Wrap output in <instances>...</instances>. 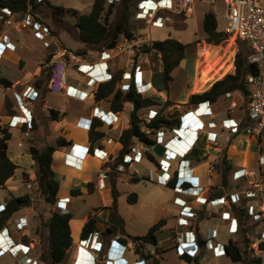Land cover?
I'll return each instance as SVG.
<instances>
[{
  "label": "crops",
  "instance_id": "0c3cea01",
  "mask_svg": "<svg viewBox=\"0 0 264 264\" xmlns=\"http://www.w3.org/2000/svg\"><path fill=\"white\" fill-rule=\"evenodd\" d=\"M168 20L166 21V23L168 22ZM23 31L26 30H22V29L2 30L0 31V36L7 35L9 38L8 40L11 42V44L12 43L15 44L16 47L18 48H25L27 47L25 44V40L22 39L18 34ZM195 39H198L196 33L193 39L190 38L188 42L193 41ZM0 45H2L3 47L7 46V44H3L1 40H0ZM47 48H48L47 46L45 45L43 46L42 44L41 55L45 54V52L50 51ZM198 53H200V49L198 50ZM17 56L21 57L20 55ZM21 58L24 59L23 57ZM12 59L13 58L9 57V55L8 56L0 55V62H1L0 75L10 79L12 81V85L4 86L1 82L0 84L5 89L4 95H6L7 91H12V95H14L16 100L18 96L20 97L25 87L28 84H30V83L23 84L25 80L22 81L21 80L22 77L23 78L26 77L27 78L26 80H30L32 72L29 70L21 71L18 68V75H16L18 77H11L10 72L7 68L16 64L15 61H12ZM2 60H4L3 64H2ZM182 64H183V68H180L181 69L180 81L183 84L184 91L183 93H181L180 96H177L171 93V85L174 82V77H175L173 72L174 70H178L177 67H179ZM23 68L25 69V64ZM186 68H187V62H185V57H184L180 62V64L176 66L172 71L173 79L169 83V88L167 89L165 87L163 80H162V84L164 88H159V87L157 88L155 83L152 82V87L155 89V91L151 92L152 98L160 103L154 105L153 107L159 110V114L161 116H165L170 119H174V118L179 119V121H177L178 123L176 122V124H173L171 126H166V128H163L165 131L163 137L164 142L169 141V139L174 136L175 131L172 130L173 128H176L177 130H181L180 127L187 125V121H184L183 119H181L180 121V116H183L188 111L189 112L193 111L192 114L195 116L198 115L200 122L202 121L205 124V127L202 128L199 127L200 125L199 126L195 125V129L198 130L197 134L196 132H194V134H189V136H187V138H189L188 139L189 144L184 143L186 142V140L183 141L184 144H186L187 146L190 145V147H187V149L182 150L181 152L182 154L170 158L172 160H171V167L169 169V172L171 174H173L174 171L180 172L181 170H183V166L185 165L186 168L189 169L193 175L191 180H189L188 184L199 188L198 190L193 188L187 190V192H182V193L174 190V186L177 183L176 178H173V180H171V182L167 185L158 183L154 179L157 175V172L161 171L158 165L159 160L166 157L164 154L165 147L163 143H154L155 145L153 144L154 148L152 149V151L151 149H149L151 147H148L147 155L148 154L152 155L155 161H151L148 159L147 155L145 156L146 161L152 162L151 165L153 167L151 170H148L147 172L140 173L139 170L134 169L133 167L135 164L134 160L130 164L127 163L125 164L126 170L123 172H119L116 170V168H112V164H114V162L117 160L121 147L119 136L122 133V131L129 126L130 123V113L128 110H125V114L127 115L126 117L123 116L124 110H121L119 112V119L116 122L101 120L94 116L93 108L95 104H99L102 107V109H107L108 108L107 104H104L102 102L95 103L96 101L95 98L91 96L87 98L86 97L81 98L80 95L72 94L71 90L55 92L47 89L46 86L45 89L43 90H38V88L35 86L37 89V94L35 98L33 100H30V102L28 103L33 111V115H34L33 120L37 124L39 121V117L42 114L44 118L46 117L48 119L49 127L51 124L52 128L54 127L57 128L56 126L57 123L62 122L63 126L61 125L60 128L59 127L57 128L58 132L57 133L55 132L56 134L55 137L59 135H63L64 137H66L67 140H70V144H68L67 146L59 147L54 153L53 169L55 171L56 178L60 183V188L57 194V200L55 204L51 206V211L60 210L63 201L66 200L67 202L66 207L68 210L67 212H70L72 215V218L70 220L71 235L73 233V222H78L79 220L77 237L76 239H74V237L72 236L73 242L70 247V248L72 247L74 248L73 250H71L72 259L69 256L70 261H68L67 264H78L76 260V257H78V252H79L78 238H80L82 227L90 215L94 216L97 220L96 225L100 230L97 232H99L100 236H101L100 232L105 230L106 226L108 225L110 211L107 208V206H109L112 202L111 190L113 187H115L119 191V198L123 200L122 202L123 205H122L119 203L120 199L118 198V203H119L118 211L120 215L124 218L126 231L129 234L143 235L155 222H157L160 219H165L164 225L156 233L160 252L156 256L158 260L155 264H196L195 262H189L181 258V256H179L178 250L177 251L175 250L176 249L175 247L177 246L175 230L177 232L178 230L180 232H184L186 231V229L188 230L193 229L194 232L197 234V237L200 238L202 249L201 251L200 250L198 251L199 262H200L199 264L203 263L206 253L209 254V256L212 258L215 259L219 258L222 256V254L215 255L213 253L212 246H215L216 244L219 243L225 246L231 239L237 241L238 243L239 237H237V234L238 233L240 235L242 234V232H240L239 230L236 232H233L231 230V227L234 228L236 225L234 218H236L235 216L237 215V212L241 210L243 219L250 217L247 214V210H246L248 205H254L257 208H261L264 212V196L262 197L260 196V194L259 196L254 195L250 197H243L240 201L235 200V195L238 194L240 196L241 195L240 193L246 192L250 187V183L252 181L253 182L257 181L256 177L259 174V163H258V158L260 155L259 143H258V149L256 151L252 138L246 137L245 138L246 145L244 147H239L238 144L240 142L238 140L240 139L236 137L237 134L233 135L230 140H227L226 136L228 135V130L226 128H222L223 120L226 117L231 116L237 120H242L244 115V108L242 107L243 104L241 103V98H240L241 91L239 90L240 91L239 92L238 90H236L239 93V97L234 98L233 101L227 98L228 96L225 94L220 96L216 101L209 102L210 113H208L207 115H200L196 110L197 105L190 103V96L193 93L207 90L208 88L211 87L213 82H215L218 79H221L222 77L225 76V74L232 72L233 69L232 71L224 72V73L223 71H220V73L215 78H213L208 84H206V86L202 90H195L194 83L200 68L199 66L197 68L196 63L194 65V68L192 67L190 70ZM160 69L162 74L161 66L159 67V70ZM146 71H149L148 68H146ZM148 74L149 73H146L147 77ZM152 76H154V74ZM149 79L151 80V78ZM20 87L24 88L21 90V94L19 93V91H17L18 88ZM55 95H60V96L54 97ZM40 96L41 98L37 100ZM60 97L62 100H68L69 98H72L71 100L80 101L81 103L85 104L84 106H86V108L82 112L68 113V111L61 109L62 106H59L60 103L58 102L59 101L61 102V100L59 99ZM221 97H223L224 99L223 103L220 102ZM4 99L0 109L4 106ZM176 99H178V101L180 102H177ZM167 100H169L171 103H169L166 106V108L167 107L169 108V106L173 105L177 107L175 109L176 113L175 111H170L171 109L167 111V115L164 113L163 103L166 102ZM232 103H236L237 105L232 106ZM49 108H55L59 110L61 114V118H53L49 114ZM14 109L15 110L12 114H18V112L20 111L18 108V101H16ZM46 110H48V112H45ZM11 116L12 115L7 116L4 125L6 126L8 125ZM212 120L217 122V126L215 128H211L208 126V122ZM92 122L99 123V125H97L96 127V130L102 132V135H100L98 138H95L94 140H92L89 137L85 138L80 135L73 137L70 131L68 130V127L71 126L74 127V129H82V128L86 129L89 127V125L92 124ZM21 125L22 124H20L18 127L11 128L10 130L11 133H13L12 132L13 129H19L18 131L21 130V133H23L25 127L24 129L23 128L21 129L20 127ZM31 131L32 130H30V135H31ZM180 132H184L185 135L187 132H189V130L185 131L183 129V131ZM151 136L152 134H150V137ZM152 138L156 139L154 138V133ZM27 139L28 141H31V136L27 137ZM19 140L20 138L17 139V146H19L18 145ZM233 140H235L234 143ZM137 142H140V140L138 139L133 140V144L139 149H143L142 145H148L142 141L140 143ZM174 145L177 146L176 143H174ZM179 145H181L182 148H184V145L180 144V142ZM96 149L98 150L103 149L104 152L108 153L109 157L111 158L114 157L115 160L107 163L104 162V160H101L95 155ZM153 150L157 151V153L155 154V151L153 153ZM57 152L60 153L58 157L55 156ZM8 155L10 159L17 165L16 170L21 168V173L23 171L22 169L24 168L35 170L36 164L31 154H30L31 160L30 162H27L25 159L22 158L25 155L24 153L21 154L20 152L17 155H11L9 153V141H8ZM223 155L226 156V159L229 163L226 178H224L223 175L225 170V164L222 163ZM69 156H77L80 159L77 165H74L72 163L74 160H71L72 162L69 161L70 159ZM55 158L59 160V165L56 166L57 168L54 166ZM27 163L29 165H26ZM239 168H245L246 170L254 171L255 172L254 176L250 177L249 179L233 178V172ZM16 170L15 173L5 181L4 185L0 186V210L4 207L6 199L8 196H10V194L17 196L28 193L31 195L32 203L31 205L23 207L20 210L16 211L10 217V219L7 221L6 226L4 227L5 229H7L8 235L10 237V240L13 241V244L22 243L21 244L23 247L22 252L18 255H15L14 253L10 252L8 243L0 240V264H6V262L3 261L2 259L7 254H9L12 259L16 260L15 261L16 264H24L28 262L30 259L31 262H35V264H66L64 260L60 262L52 263L51 255L48 250L47 222L50 216L48 217L43 216L44 211L42 208L36 209L35 204L37 202L35 201H41V200H39V198H36V196L34 195L33 190L35 189V187H31L32 186L31 181L25 182L22 179V175L20 177H17ZM101 172L106 173L108 179H104L100 181ZM129 174H133L134 176H138V177L143 176L142 174L146 175L147 177L152 179L149 181L154 182L158 187H163L171 190L170 196L164 199H160L157 195L154 196V194L156 193L152 192V190L150 192V190L144 191L142 187L140 189L138 187V184L143 182L144 178H141L139 181H133L132 179H130ZM214 174L217 177H215ZM30 175H33V177L35 178V172L34 174L31 173ZM27 179L30 178L28 177ZM100 182H103L105 184V189H102L103 183L100 184ZM27 184H29L30 187ZM146 186L148 185L146 184ZM262 187H264V183L262 184ZM74 189L77 191L75 193H72V190ZM122 191L124 192L123 195L121 193ZM95 192L96 193L98 192L100 194L102 200L101 203L96 205L91 204L90 206L91 210H88L85 213V215L82 216V218L80 219V217L76 216L75 210L73 209L74 203L81 199H88ZM131 192H136L138 195L137 201L134 203H130L127 199L128 195ZM194 192H197L198 195H200L203 198H206V202L200 205L195 201H192L191 203L197 208H193L195 212L194 215L188 217L190 224L188 226H178L177 216L181 214L182 215L185 214L182 213L183 211L181 212V206L176 202H174V199L178 196L188 201L195 200L196 196L193 194ZM108 194L110 196H108L107 198L106 195ZM222 196L225 197L224 203L214 204L210 202V200ZM124 200H127V202L131 206L135 205L137 207L136 211L135 210L133 211L131 207L125 205ZM133 213L136 215H134ZM21 217H22V221L26 222V225L23 227V229L20 230L19 224L17 222H19V218ZM129 217L130 218L135 217L136 219H139L138 224L139 225L141 224L140 225L141 228L139 229V231L137 230L138 228L130 229L129 227H127V223H128L127 220L129 219ZM227 217L230 218V220L232 221L231 224L232 226L229 224L228 220L224 219ZM257 227L260 228V226ZM255 228L256 226L252 227L251 229L254 230ZM41 230L43 231L44 234V241H42V239L40 238ZM212 232L216 233L215 238L211 237ZM252 232L253 231L251 230L247 231L246 232L247 237H250V234H252ZM5 233L7 234V232ZM100 239L103 241V236H101ZM41 242L43 245L42 252H41ZM258 242L259 240L253 241L252 238L253 251H258L259 253L264 250L258 248ZM148 250L154 252L155 247L152 245H148ZM81 252H83V250ZM101 254H102V260L97 264H153L151 261L145 262L144 260H141L138 254L135 253V251L131 248V245L129 244L123 245L115 239L111 240L110 244L108 245V248L105 249L104 253ZM169 254L171 256L169 257L172 258L171 263H168ZM81 257L82 256L79 255L80 261L82 260ZM23 258H25L24 261L21 260ZM261 263H262V259L260 264Z\"/></svg>",
  "mask_w": 264,
  "mask_h": 264
},
{
  "label": "built area",
  "instance_id": "2783aa9c",
  "mask_svg": "<svg viewBox=\"0 0 264 264\" xmlns=\"http://www.w3.org/2000/svg\"><path fill=\"white\" fill-rule=\"evenodd\" d=\"M119 2L120 0H111V2ZM195 0H138L136 2L135 18L143 19L147 23L146 31L144 34L127 36L121 35L117 42L111 46L103 49H88L87 51H74L62 45H58L57 39L51 36L50 28L39 27V24L33 22L30 18V14L20 21L21 26H35L40 33L42 40L49 38V43L57 45V48L51 52V57L48 61L44 62V66H48L50 70V77L46 84V88L55 92H62L65 90H71L72 94L80 95L81 98L93 97L95 98V103L102 102L108 105L107 109H102L99 104H95L93 108V114L96 118L101 120H108L111 122H116L119 119V112L121 110H114L111 107L112 98L118 89L127 91L132 86L138 94L144 97H151L152 82L146 75V69L143 67L142 58L144 55L155 50L152 48L153 37L151 36L150 29L154 27H164L166 21L170 18L167 13L174 14H184L189 17L193 13ZM225 5L224 12V25L223 30L234 36L236 39L241 40L247 45L248 56L247 59L250 63H254L258 66V73H249L246 76V83L249 88V93L242 95L240 93L242 107L244 108V115L242 120H237L234 117H226L223 120L222 128L228 130L227 140H230L233 135L239 133L243 130L246 134L255 135L258 139L260 146V155L258 158L259 163V174L257 175V181L251 182L250 187L246 192L235 195V200L240 201L243 197L250 196H264V6L262 0H222ZM217 0H210V3H216ZM2 12L6 15H11L13 13L12 9L9 7H0ZM216 14V13H215ZM3 14L0 15L2 17ZM217 15V14H216ZM7 23H11V19L7 18ZM51 38V39H50ZM3 44H10L7 35H3ZM48 42H45V46L48 47ZM150 47V48H149ZM115 80L117 83L116 88L110 94L100 99L96 98L97 91L101 83ZM123 81H128L127 87L122 86ZM239 91V90H238ZM234 92V91H232ZM232 92L226 93L228 96ZM37 94V89L34 84H28L23 90L21 97L23 101L18 102V108L21 114H12L10 121L8 122V128H15L22 124L21 129L23 130V135L25 137L30 136V130L32 128L33 122V111L31 106H29L30 100H33ZM129 110H133V102L127 103ZM106 105V106H107ZM236 103H232V106H236ZM154 106V105H153ZM153 106L140 108L139 117L143 121V127L147 133H154V138H151L155 143H163L165 158L159 160L160 172H157L154 178L158 183L167 185L173 180L177 179V183L174 186V190L178 192H187L190 189H199L193 185H189L188 182L193 177L192 173L186 166H183V170L180 172L174 171L173 174L169 172L171 167V160L173 156H178L182 154V150L187 149L186 144H189L187 136L189 134H194L197 131L195 125H200L199 127H205L204 122H200L199 116L192 114L193 111H188L183 116H180V121L183 119L187 121V125L180 127L181 130L173 128L175 131L174 136L169 139V141L164 142V129L166 127L161 126L158 129H152L148 127V124L156 119L159 114V110ZM138 110V111H139ZM197 112L200 115H207L210 113L209 101H202L197 103ZM190 115V116H189ZM183 117V118H182ZM194 117V118H193ZM189 118V119H188ZM246 119V121H243ZM192 122V123H191ZM208 126L215 128L217 122L212 120L208 122ZM197 128V127H196ZM183 129L189 130L184 135ZM197 138V136H196ZM186 140V144L183 141ZM192 141V140H191ZM195 141V140H194ZM193 141V142H194ZM180 144L184 145L182 148ZM174 143L177 144L174 145ZM24 144V139L20 138L18 145L22 146ZM143 149L137 148L134 144H131L129 151L125 152L122 160L117 163L116 170L119 172L125 171V164H130L136 156H146L148 147L147 145H142ZM179 146V147H178ZM145 154H144V153ZM143 153V154H142ZM95 155L104 160V162L114 161V157H109L107 152L103 149H96ZM69 161L74 159L72 162L77 165L80 160L77 156H69ZM168 157V158H167ZM185 167V168H184ZM254 171L246 170L245 168H239L233 172V178L235 179H249L254 176ZM108 179L107 174L104 172L100 173V181ZM103 182H100V184ZM107 184V183H106ZM187 184V185H186ZM30 186V185H29ZM102 189H105V184L103 183ZM196 197L195 200H185L180 197H176L174 202L181 206V212L185 215L177 216L178 226H188L189 218L194 215L193 208L195 207L191 202L195 201L198 204H203L206 202V198L198 195L197 192L193 193ZM211 203L221 204L225 202V197H218L210 200ZM219 202V203H218ZM66 200L60 207V212L67 213ZM247 214L252 220H258L264 216V212L261 208H257L254 205H248ZM21 219V220H20ZM232 224L230 218H224ZM235 227H231L233 232L237 231V221ZM19 229H23L26 222L22 221V217L19 218ZM232 226V225H231ZM260 239H264V223L260 225ZM7 232V234L5 233ZM0 240L5 241L9 245L10 252L18 255L22 252V243L13 244L10 240L7 229H2L0 231ZM216 233L212 232L211 237L215 238ZM175 237L177 239V250L179 254L187 252L191 255H197L198 251L202 249V244L199 242V238L193 229H186L184 232L176 231ZM101 236L99 232L94 231L88 235L87 238H79L78 246L79 252L76 260L78 264H97L100 259V252L102 250L103 242L100 239ZM8 240V241H7ZM83 250V252H81ZM213 253L215 255H220L226 253L225 246L221 243L212 246ZM79 255H81L82 260H79ZM25 258L21 259L24 261ZM24 264H35L31 262V259Z\"/></svg>",
  "mask_w": 264,
  "mask_h": 264
},
{
  "label": "trees",
  "instance_id": "16d2710c",
  "mask_svg": "<svg viewBox=\"0 0 264 264\" xmlns=\"http://www.w3.org/2000/svg\"><path fill=\"white\" fill-rule=\"evenodd\" d=\"M138 1V0H137ZM136 1V2H137ZM121 2V12L118 18L114 22L112 32L107 37L109 27L108 20L110 14L113 11V3H110L106 8L104 5V0H95L91 6V10L88 13H83L78 15L76 21V26L78 28L79 36L82 41L87 43V46L91 49H103L106 47L113 46L121 35L134 36L131 28L130 19L135 13L132 11L134 5L133 0H120ZM50 3V2H48ZM35 5L34 0H0V7H9L15 11H27L28 6ZM58 11L68 10L65 6H56ZM74 14L76 13L73 10ZM203 30L205 32V39L208 43L220 44L227 39L228 35L219 26L217 15L214 11L209 10L205 12L203 18ZM158 43V50L162 54V80L165 87L169 88V83L172 78V71L176 66L180 64L182 59L185 57L186 47L190 43H184L178 39L167 37L163 40H154ZM150 48V47H149ZM89 48L83 49V51ZM248 50H238L235 55L234 68L232 72L227 73L221 79L213 82L210 88L202 92L193 93L190 96V103L197 105V103L202 101L213 102L216 101L220 96L226 93L240 90L245 95L249 93V88L246 83V76L249 73H258L259 68L256 64L250 63L247 59ZM50 77V71L44 75L42 78H38L34 85L38 90L45 89V86ZM0 82L6 86H11L12 81L5 77H0ZM115 80L101 83L97 91L96 98L100 99L112 93L116 88ZM36 101V100H35ZM133 102L134 108L130 113V123L127 128H125L119 136V141L121 144L120 151L117 160L112 164V168H116L118 162L122 160L125 152L129 151L131 144H133L134 139H138L146 144H154L155 141L150 137V133H147L142 129V119L138 115V110L142 107H148L160 104L151 97H144L138 94L134 87L132 86L129 90L124 91L118 89L113 98L111 107L114 110H122L125 103ZM6 106H8L6 99ZM169 100L163 103V107H166ZM49 113L53 118H61L59 110L55 108H49ZM179 119H170L165 116H158L156 119L152 120L148 127L152 129H158L161 126H171L176 124ZM243 121H246L244 119ZM178 123V122H177ZM99 125L97 122H92L89 131L90 138L94 140L102 135V132L97 131L96 127ZM37 124L33 120L32 128H36ZM0 186H3L5 181L11 177L17 165L10 159L8 155V140L11 138L12 133L10 128L7 126L0 125ZM70 144V140H67L63 135H59L56 138L55 144H47L45 147H37L35 145L30 146V153L36 164L35 179L38 184V193L44 197V199L50 203H55L57 200V194L60 188V183L56 178L55 171L53 169V157L55 151L61 146H67ZM148 159L155 161L154 157L150 154L147 155ZM222 163L225 164L224 178H226L227 169L229 163L226 156L223 155ZM24 178L27 179V173L22 172ZM141 178H148L144 176H132L133 181H139ZM149 179V178H148ZM226 180V179H225ZM224 180V182H225ZM77 190H72L75 193ZM112 202L107 208L109 209V223L105 230L100 232L103 236V246L100 252L104 253V250L108 248L112 239L117 240L123 245L128 244V239H131L135 244V252L139 255L141 260L145 262L151 261L155 264L158 260L156 257L160 252L158 247L157 231L164 225L165 219H160L150 226L148 231L143 235H131L126 231L124 218L120 215L118 211V198L119 191L113 187L111 190ZM138 195L136 192H131L127 199L130 203L137 201ZM32 203L31 195L28 193L21 195H13L7 197L4 207L0 210V231L6 226L7 221L10 217L18 210L23 207L29 206ZM236 221L237 231L239 230L242 234L246 235L247 231L251 230V227L260 226L264 223V216L258 220L248 221V218H242L241 210L237 212ZM72 215L70 212L62 213L59 210H53L47 222L48 226V250L51 255L52 263L60 262L67 256V251L72 245L73 239L71 235L70 220ZM96 218L94 216H89L87 221L82 227L80 237L87 238L88 235L94 231H100L96 225ZM249 239V238H248ZM200 240V238H199ZM245 243L247 239H244ZM249 241V240H247ZM201 243V240L199 241ZM147 245H152L155 247L154 252L145 250ZM258 248L264 250V239H260L258 242ZM225 250L227 255L234 262H239L243 260V250L235 240H229L225 245ZM181 258L189 262H195L199 264V256L191 255L187 252L179 254ZM256 264H260L261 257L255 256L254 258Z\"/></svg>",
  "mask_w": 264,
  "mask_h": 264
},
{
  "label": "rangeland",
  "instance_id": "374dc122",
  "mask_svg": "<svg viewBox=\"0 0 264 264\" xmlns=\"http://www.w3.org/2000/svg\"><path fill=\"white\" fill-rule=\"evenodd\" d=\"M35 5H29L27 11H15L12 9L13 13L11 15H6L5 12H2L0 9V31L2 30H8V29H18V30H26L21 33H18L22 39L25 40V44L27 47L25 48H18L16 47L15 44H7V46L3 47L0 45V55L1 56H8L12 57V61H15V65H12L11 67H8L7 69L10 72L11 77H18V68L21 71H31V79L26 80L27 78L22 77L23 84H28V83H33L36 82L38 78L44 77L46 73H48L49 67L44 66V62L48 61L49 58L51 57V52L57 48V45L53 43H49V38H46L44 40L41 39L39 30L35 26H21L20 21L25 19L29 14L31 20L37 24H39V27H48L50 28L51 36H54L57 39L58 45H62L64 47H67L71 50L74 51H83L85 48L91 49V47L87 46V43L82 41L79 36L78 28L76 26V21L78 19V15L83 14V13H88L91 10V6L95 0H34ZM137 0H133L134 4L136 3ZM50 2V3H48ZM110 3H113V11L110 14L109 20H108V27L109 31L107 34V37L110 35L112 32L114 22L118 18L120 12H121V2H114L111 0H104V5L107 8ZM262 4L264 6V0H262ZM65 6L66 8H69L68 10H63V11H58L56 9V6ZM73 10L76 11L74 14ZM212 10L217 14L218 18V23L220 27H223L224 25V12H225V5L222 0H217L216 3H210V0H195L194 1V9L193 13L191 16L186 17L184 14H174V13H167L170 16V19L168 22L165 24L164 27H154L152 26L150 29L151 36L153 37V42L154 40H163L166 37L170 38H175L181 41H184L185 43L188 42V40L195 36V33L198 37V39H195L193 41H190V43L185 50V62H187V68L186 69H191L192 67L194 68L195 63L197 64V68L199 66L200 70L199 73L195 79L194 83V88L195 90H202L206 84H208L213 78H215L220 71L224 72H229L232 71L234 68V60H235V55L238 50H248L247 45L242 42L239 39H236L232 35H228L227 39L221 42L220 44H212L208 43L205 39V32L203 30V17L205 12ZM132 11L135 13L136 11V4L134 5ZM7 18L11 19V23H7L6 20ZM131 23V28L134 33V35H140L144 34L146 31V26L147 23L143 19H136L135 15H133L130 19ZM27 35V37H26ZM3 36V35H2ZM2 36H0V40H2ZM51 39V38H50ZM45 42H48V48L50 51L45 52V54H42V44L44 46ZM200 49V53H198V50ZM87 51V50H86ZM197 51V52H196ZM197 53V54H196ZM151 62L155 66L152 65V69L149 71H146L148 74V77L151 78V82H154L157 88H164L162 84V78H161V69L159 70V67H162V54L158 49L151 50ZM12 55V56H11ZM17 55H20L21 57H18ZM3 58V57H2ZM203 64H202V61ZM2 60V64H3ZM200 61V62H199ZM1 64V62H0ZM25 64V69L23 68ZM202 65V66H201ZM1 68V67H0ZM178 70H174V82L171 85V93L177 96H180L181 93H183L184 88L183 84L180 81V72L181 69L183 68V64L177 67ZM158 69V70H155ZM154 74V76H152ZM226 75V74H225ZM23 76V75H22ZM0 77H3L0 75ZM10 80V79H9ZM129 84L128 81H123L122 86L125 88ZM4 85V84H3ZM117 85V83L115 84ZM6 86V85H4ZM24 87V85H23ZM18 88L17 91L21 94V90L24 88ZM4 87L0 84V107L2 105L4 96V106L0 109V125L5 124V120L7 119V116L12 115L14 112V106L16 101H23L24 99L18 96L15 100L14 95H12V91H7L6 95H4ZM263 90H264V83H263ZM202 92V91H201ZM240 92V91H239ZM242 95H244L242 92H240ZM60 95H55L54 97H58ZM175 96V97H177ZM245 96V95H244ZM239 97V93L237 91L232 92L231 94L228 95L227 98L233 101L234 98ZM41 96L37 99L39 100ZM6 99L8 106H6ZM61 102L59 101L58 103L59 106H62L61 109L70 112H82L86 108L84 106V103H81L80 101L77 100H71L72 98H69L68 100H62L61 97L59 98ZM74 99V98H73ZM36 100V101H37ZM223 97L220 98V102L223 101ZM177 102L178 99H176ZM231 102V101H230ZM17 106V105H16ZM129 105L127 103L124 104V107L122 110H124L123 116L126 117L127 115L125 114V110H128L129 113H131V110H129L128 107ZM38 107V106H37ZM177 107L171 105L169 108L163 107L164 113L167 115V111H175ZM45 112H48L46 110ZM44 112V113H45ZM176 113V111H175ZM18 114H21L19 111ZM50 114V113H49ZM141 114L140 110L138 111V115ZM40 115V114H39ZM68 120V118H67ZM63 126L62 122L57 123V128L60 126ZM123 125V124H122ZM6 126V125H4ZM3 126V127H4ZM91 128V125H89ZM82 128V129H74V127H68V130L70 131L71 135L73 137L76 136H83L85 138H90L89 134V129L90 128ZM143 127V124H142ZM49 128V129H48ZM56 127L52 128L51 124L49 127V121L43 115L41 114L39 117V121L37 123V128L32 129L31 128V141H28L27 137L21 133V130L18 131L19 129H13V133L11 138L8 140L9 141V153L11 155H17L21 152L24 153L25 155L22 157L25 159L27 162H30L31 157H30V146L35 145L37 147H45L47 144H55L56 142V134L58 129ZM53 129V130H52ZM11 130V129H10ZM68 135V133H67ZM239 136V137H238ZM236 137L240 140H238L240 143L238 144L239 147H244L246 145V140L245 138H252V141L254 143L255 149L257 151L258 149V139L255 135H249L246 134L243 130H241L239 133H237ZM18 138H23L24 139V145L22 147L17 146V139ZM235 139V138H234ZM244 139V140H241ZM141 142V141H140ZM137 142V143H140ZM235 140H233V143ZM155 145V144H154ZM154 145H147V147H151L149 149L154 148ZM61 150V149H60ZM59 150V151H60ZM155 150H153L154 153ZM157 151H155V154ZM59 152L55 154L56 157L59 156ZM258 154V153H257ZM18 159V158H16ZM74 160V159H73ZM112 162V161H111ZM134 169H137L140 171V173L147 172L148 170H151L152 167V162L146 161L145 156H136L134 158ZM112 164V163H110ZM26 165H29L28 163ZM59 165V160L55 158L54 161V166L56 167ZM57 168V167H56ZM16 170V169H15ZM27 173V178L29 177L30 179L24 178L23 173H21V168L16 170L17 177H20L22 175V179L26 181H31L32 186L35 187L34 195L36 198H39L41 201H35L37 202L35 204L36 209L42 208L43 209V216H50L51 215V206H53L55 203H50L44 199L43 196L38 193V184L36 179L33 177V175H30L31 173L34 174L36 172L34 169L31 170L29 168H24L22 169ZM126 170V169H125ZM22 171V172H23ZM15 173V172H14ZM144 177H147L146 175L142 174ZM134 176L133 174H129V177ZM215 177H217L214 174ZM33 177V179H32ZM149 178V177H148ZM149 180H152L151 178L149 179H143V182L138 184V187L141 189V187L145 190H152V192H155L154 196H158L160 199H164L171 194V190L163 187H158L154 182H151ZM35 181V182H34ZM146 184L148 186H146ZM29 186V184H27ZM30 187V186H29ZM154 188V189H153ZM155 190V191H154ZM143 191V192H144ZM107 193V192H106ZM123 195V191L121 192ZM110 196L109 194L106 195L108 198ZM120 199V198H119ZM101 196L97 192H95L93 195H91L88 199H81L77 202L74 203L73 209L75 210L76 216L82 218V216L85 215V213L88 210H91L90 206L91 204H99L101 203ZM123 200L120 199L119 203L122 204ZM118 203V205H119ZM124 204L131 207L133 211H136V206L133 205L131 206L127 200H124ZM123 205V204H122ZM42 212V211H41ZM134 214V213H133ZM136 215V214H134ZM139 219L130 218L127 220V227L130 229L132 228H138L137 230L141 228L140 225L138 224ZM248 221H251V218H248ZM78 222H73V233L72 236L74 239L77 237V229H78ZM251 228L253 227L250 226ZM126 228V227H125ZM43 230V229H42ZM41 230V236L40 238L42 241H44V234L43 231ZM252 234H250V237H247L244 234H237L238 238V244L243 250V260L242 263L241 261L239 262H234L226 253H222V256L219 258H212L209 256V254L206 253V256L204 257L203 263L202 264H256L254 261L255 255L261 257L262 263L264 264V251L259 252L258 251H253V246H252V238L253 241H258L260 240V237L258 236L260 233V228L256 226L254 230L251 229ZM176 233V230H175ZM254 235V236H253ZM249 238V239H248ZM79 239V238H78ZM247 239L249 241L245 240ZM128 244L131 245V248L135 251V244L131 239H128ZM77 244V243H76ZM127 244V245H128ZM174 244V243H173ZM42 242H41V252H42ZM71 247V246H70ZM176 248V247H175ZM74 248H69L67 251V256L64 259V262L67 264L68 261H70L71 256V250ZM148 250V245L146 248H144V251ZM177 251V248L175 249ZM136 253V252H135ZM173 254V253H171ZM70 256V257H69ZM139 256V255H138ZM170 254L168 255V263H171V259L169 257ZM3 261L6 262V264H16V260L12 259L9 254L5 255L2 259ZM102 260V256H100L99 262ZM201 260V259H200Z\"/></svg>",
  "mask_w": 264,
  "mask_h": 264
},
{
  "label": "bare ground",
  "instance_id": "6f19581e",
  "mask_svg": "<svg viewBox=\"0 0 264 264\" xmlns=\"http://www.w3.org/2000/svg\"><path fill=\"white\" fill-rule=\"evenodd\" d=\"M150 56H151V54L148 53V54L144 55L143 58H142L143 67L145 69L148 68V70H151L152 69V65L155 66L154 64H152L151 57ZM153 91H155V89L152 87L151 92H153Z\"/></svg>",
  "mask_w": 264,
  "mask_h": 264
},
{
  "label": "water",
  "instance_id": "95a60500",
  "mask_svg": "<svg viewBox=\"0 0 264 264\" xmlns=\"http://www.w3.org/2000/svg\"><path fill=\"white\" fill-rule=\"evenodd\" d=\"M152 48H154V49H158L159 47H158V43L157 42H153V44H152Z\"/></svg>",
  "mask_w": 264,
  "mask_h": 264
}]
</instances>
